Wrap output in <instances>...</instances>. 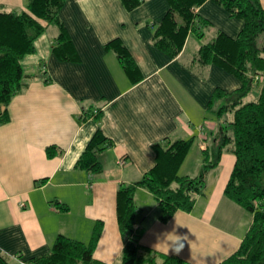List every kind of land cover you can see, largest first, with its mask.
Instances as JSON below:
<instances>
[{
  "label": "crops",
  "instance_id": "crops-1",
  "mask_svg": "<svg viewBox=\"0 0 264 264\" xmlns=\"http://www.w3.org/2000/svg\"><path fill=\"white\" fill-rule=\"evenodd\" d=\"M26 3L0 0V8L19 11ZM164 8V0H145L133 9L120 0H67L59 13L78 59L54 54L59 31L54 22L35 38V50L22 58L28 85L11 98L9 119L0 122V255L7 260L0 264H32L25 257L50 250L60 233L86 241L97 219L103 220V228L94 256L120 264L123 241L116 190L153 165L152 143L192 137L179 173L199 170L204 144H210L223 123L222 116L208 108L212 92L216 87L232 90L241 81L217 64L198 62L196 52L207 39L192 32L177 55L160 49L154 29ZM198 11L209 20L202 26L209 38L219 29L234 35L242 25V19L214 0H205ZM116 36L140 67L137 82L131 81L116 52L104 48V42ZM222 101L216 100L214 107ZM90 108L100 109V117L82 118ZM97 127L112 144L100 153L103 170L92 174L75 162ZM221 157L228 158V164L224 167L221 160V169L210 171L192 208L176 210L166 221L159 218L152 192L136 188L142 244L172 253L168 241L175 229L187 237L179 255L195 264H219L238 248L252 213L224 195L234 159L230 152ZM61 204L69 208L60 209Z\"/></svg>",
  "mask_w": 264,
  "mask_h": 264
},
{
  "label": "trees",
  "instance_id": "trees-1",
  "mask_svg": "<svg viewBox=\"0 0 264 264\" xmlns=\"http://www.w3.org/2000/svg\"><path fill=\"white\" fill-rule=\"evenodd\" d=\"M66 1L27 0L19 11L0 8V122L9 119L7 106L11 98L28 85L30 75L23 70L22 58L35 50V38L50 22H54L59 30L52 44L54 54L61 59H78L76 46L59 13ZM120 1L127 9H133L145 0ZM204 1L164 0L161 19L155 23V44L175 56L182 49L190 29L196 28L197 36L203 37L200 23L207 25L209 20L201 17L195 8ZM214 1L231 16L242 19L236 34L219 29L199 45L195 55L198 62L217 64L241 81L230 91L216 87L209 101V109L219 117L226 111H232L228 129L220 124L212 137L211 147L216 151L214 158L211 154V160H208L210 153L207 155L206 148L202 149L204 159L198 173H179L193 138H168L164 142L152 143L155 160L148 170L118 185L116 217L123 241L120 264L154 261L158 257L159 264H195L180 255L156 252L141 243L144 226L136 217L139 207L134 193L139 186L150 190L159 204V218L163 221L176 210H190L197 195L204 192L207 171L219 163L226 149L234 160L225 181L224 194L249 210L252 221L238 248L219 264H264V5L260 0ZM260 33H263V41L258 45L256 39ZM104 48L116 52L132 82L142 77L137 61L120 37L106 40ZM218 99L223 101L214 107ZM101 113L100 109L90 108L81 116L84 119L98 118ZM110 144L112 140L97 127L75 165L89 173L99 174L103 170L100 153ZM47 153H54L50 146ZM59 208L68 209L69 206L61 204ZM102 228L103 220H95L86 241L60 233L50 250L33 253L24 260L32 264H107L94 257ZM4 260L6 257L0 255V263L7 261Z\"/></svg>",
  "mask_w": 264,
  "mask_h": 264
},
{
  "label": "rangeland",
  "instance_id": "rangeland-1",
  "mask_svg": "<svg viewBox=\"0 0 264 264\" xmlns=\"http://www.w3.org/2000/svg\"><path fill=\"white\" fill-rule=\"evenodd\" d=\"M195 9H197L198 10V7L196 6V8ZM200 15V14H199ZM201 16V15H200ZM201 17H203V16H201ZM206 18V17H205ZM204 24H202V23H200V26L199 27H201V26H203ZM206 26V25H205ZM204 26V27H205ZM197 29H199V28H197ZM200 30V29H199ZM203 31L205 30V33H204V36H203V38L205 39H208L209 38V32L206 30V28H203L202 29ZM218 30H216V32H217ZM189 32H192L193 33V35L194 34H197V32H196V28H193V29H190L189 30ZM188 32V33H189ZM215 32V33H216ZM196 36V35H195ZM197 37V36H196ZM197 39H199L198 37H197ZM257 43H258V45H261L262 44V41H263V33H260L258 36H257ZM214 91V90H213ZM228 91H230V90H228ZM213 93V92H212ZM249 96L250 97H252V95L251 94H249ZM9 104V103H8ZM209 108V107H208ZM98 109V108H97ZM225 114H227V117H225ZM222 116V118H223V125H225L223 128L224 129H228V121L230 120V118L232 117V111H226L224 114H222L221 115ZM229 116V117H228ZM219 126L220 125H218V128H219ZM213 142V140L211 139V141L209 142L210 144H204V147L202 148V149H205L206 148V154L208 155V153H210L209 154V157H207V159L208 160H211V154H212V158H214V152H216L215 151V148L213 147H211V143ZM202 151V150H201ZM189 152V151H188ZM188 152H187V154H188ZM226 152H229V150L228 149H226V150H224L223 151V153H226ZM187 154H186V156L184 157V159H183V161H182V163L184 162V160H186V158H187ZM232 155V154H231ZM221 156H222V154H221ZM220 156V160H219V163L218 164H220V161H221V163H223L224 164V167H225V164H228V162H229V159L228 158H225V159H222V157ZM233 156V155H232ZM201 160H200V162L202 163V161H203V159H204V157H203V152H201V158H200ZM206 159V160H207ZM234 159V158H233ZM154 160H155V158H154ZM181 163V164H182ZM200 163V164H201ZM184 164V163H183ZM215 165V166H213L212 168H209V170L207 171V173H206V177L208 176V174L210 173V171L212 170V169H216L218 166H219V168H220V165ZM186 165V164H185ZM232 165H233V163H232ZM181 166V165H180ZM232 168V167H231ZM221 169V168H220ZM179 170H180V167H179ZM182 170V169H181ZM231 170V169H230ZM183 171V170H182ZM198 171H200V168H199V170ZM198 171H197V173H198ZM222 172H225L224 171V168L222 169V170H220L219 171V173H218V176L222 173ZM229 173H230V171H229ZM218 176H217V178H216V180L218 179ZM228 176H229V174H228ZM225 185V184H224ZM204 190H205V187H204ZM225 195V194H224ZM226 196V195H225ZM227 197V196H226ZM227 198H229V197H227ZM230 200H232L231 198H229ZM232 201H234V200H232ZM235 203H237L236 201H234ZM239 206H241L242 207V205H240L239 203H237ZM242 208H244V207H242ZM252 221V220H251ZM248 230V229H247ZM94 257H96V256H94ZM4 261H6V260H4ZM7 262V261H6ZM105 263H107V264H109L108 262H106L105 261Z\"/></svg>",
  "mask_w": 264,
  "mask_h": 264
},
{
  "label": "clouds",
  "instance_id": "clouds-1",
  "mask_svg": "<svg viewBox=\"0 0 264 264\" xmlns=\"http://www.w3.org/2000/svg\"><path fill=\"white\" fill-rule=\"evenodd\" d=\"M185 241H187V237L183 235L175 234V229H174L172 238L168 241V251L170 250L172 253L179 255L180 252L185 247Z\"/></svg>",
  "mask_w": 264,
  "mask_h": 264
}]
</instances>
